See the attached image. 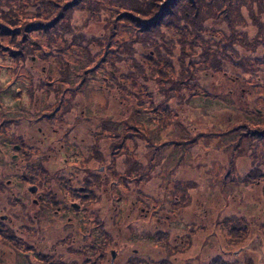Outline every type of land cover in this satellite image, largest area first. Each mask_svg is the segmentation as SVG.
Masks as SVG:
<instances>
[{"label":"rangeland","instance_id":"374dc122","mask_svg":"<svg viewBox=\"0 0 264 264\" xmlns=\"http://www.w3.org/2000/svg\"><path fill=\"white\" fill-rule=\"evenodd\" d=\"M83 15H85L84 12H75L73 14V19H70V29L75 35L73 36L72 42L71 36L67 35L66 41L69 42V44H75L79 41L85 42V40L89 38L93 48L99 47L101 49V55L106 56V53H109L106 52L108 49L107 46L109 45V42L111 40V35L114 33L115 19H113L114 21L112 19H102L100 21H93L91 19H81ZM259 20L261 21V24L256 21L259 24L258 25L257 23L252 24L251 19H245L246 24L248 26V36L246 37V41L232 43V46L234 47L236 52H238V59H232L236 60L237 65L242 67L243 71H240L242 77L247 79V81L257 82L260 86H264V15L260 16ZM239 24L242 25L241 21H239ZM102 33L105 35V40H102V38L104 37ZM117 34H119V40H116L114 42V45L119 44V41L127 42L130 44L131 36L133 35H131L128 31H124L123 26H121L119 33ZM256 34H261V38ZM226 35L222 36L221 33L218 32V36L214 37L216 41L220 43V45L216 46L212 42L213 45L211 47H213V49H215L216 47L222 48V46L227 42L225 39ZM58 41L59 40H57V43ZM208 43L211 45V42H209V40L204 44ZM204 47L206 48L207 45H205ZM133 49H136L134 45ZM195 49L196 47H194L193 45L186 46L184 47V54L186 56H189V54L194 52ZM124 50L128 51L127 49ZM133 51L134 50L131 51L132 54L128 51L131 58H134V56H136V54H133ZM224 51H229V49H226V47H224ZM79 53L80 50H77V48L75 49L73 46H71V48L66 50L61 47L59 53L52 52L48 55L50 56L52 54H60L63 56L64 60L73 61L76 56L80 55ZM119 54L121 56V58H119L120 60H115L112 54L110 58V63L114 65L116 61L115 66L117 67V62H121L122 58H125L124 60L126 61V64L130 62V57L127 56V53L124 52L122 48L119 50ZM177 54L178 52L175 50L173 56H176ZM37 58L38 57L35 56L34 60H26L22 62L19 61L22 66H20L17 70H12L6 66L9 64L17 65V63H9V61L0 60V63H2L0 65V101L2 102V105L0 106V125L9 124V119H11L14 122V124L12 125L19 126V128L23 129L26 132L25 125L27 124L28 118H35L40 114V112L44 115H47L46 113L50 111L53 112L52 110H55L57 108V106L59 105L57 95L62 90L64 92L60 93V95L62 96L61 98L63 99V104H69V109L66 114H71L69 116V119L71 120L69 123H67V130L73 129L72 132H74L75 129L80 128V125L77 122L79 119L78 115H80L81 112L82 116L84 115V117L96 116V119H98V122H96H101L104 125H109L108 121L118 120L119 122H121V126H123L122 132H124V127H126L127 129L131 128L128 126L131 120L125 121L129 120L125 117L128 115L131 117L132 114H134L133 111L137 110V107H139L136 105L137 101H134V104L131 103V107L125 108L124 104H121L120 97L115 99H107L103 94L101 95L98 92H87L93 89V87L99 86L101 84L100 81H98V84L94 83L98 77H94L92 80H89L87 83H85L83 86L86 88V90L81 92V88H78L80 84L79 79L77 77L72 78L69 82L57 80V65H50V62H47L48 64L41 63V61H39ZM184 58L185 63H187L186 57ZM121 65L124 64L120 63L118 64V67L120 68ZM170 65L171 72L170 74H167V76L169 79L172 80L173 78H176V75H174L175 72H177L176 61H172ZM259 65H261L260 68H258ZM185 66L188 65L185 64ZM41 68H46L51 71L52 73L48 72L46 77H49L51 75L54 80H52L53 82L51 90L50 92H47V94L43 93V90L45 88H43L42 91L40 90V81L38 78L39 75L43 76L45 73L40 72ZM257 69L261 70L263 73ZM255 70L259 72H256ZM123 71L124 70L119 72L121 73ZM117 73L118 71L115 74ZM129 74L130 73L128 72L125 77H127V75ZM203 75L204 74L196 67L194 70V77L200 80ZM204 78L209 81L205 76ZM215 78L217 79L218 76H215ZM216 79L214 81H211L214 87L217 89L222 87L223 85L221 83H217ZM231 79H234V77H231ZM15 81L17 82V84L14 83ZM227 84H230V80L227 82ZM119 85L122 86V84ZM237 85L239 87H243V84L239 81L237 82ZM54 89L59 90V93L56 92ZM238 90L240 89L238 88ZM216 92L218 91H215V93ZM16 93L20 94L18 95V99L15 96L13 97V95H15ZM259 95H261V97L258 96L261 99L259 100L261 103H254L252 101L250 107L247 108V114H245L242 109L239 110L238 108H236L235 111H232L228 109L227 106H223V104L218 102L217 99H203L202 97H200L193 98L191 100L190 105L184 103L183 111H181V114L178 112L179 122L184 125L194 126L196 132L198 133H210L212 135L207 138L198 137V144L196 145V147L192 148L190 152L186 151L189 149L190 146H185V153H178V155L177 153H173L169 155V158H171V160L165 161V163H168V167L166 168V170L170 169L171 163L174 166L172 159L177 160L178 157L183 154L181 159L179 160V170L182 173L181 175H178L180 172H177V175H172V173L164 174V169L160 170L158 168H155L153 170L154 175H148L147 179H145L149 180L148 183H145L143 185L142 181L140 184L135 186V188L134 186L131 187V184H129L128 189L141 188L148 195H165L164 199L168 205L178 194L175 188V183L177 181L180 182L182 185H185L190 179H192L193 182H196L198 184V188L194 189L185 187L184 194L185 197H189V201L186 204L184 197V208L182 210H177L179 212H177L176 210H171L172 213L176 215L169 219L172 220L174 218L175 221L171 224V227L169 228L171 232L170 239L175 238L176 240L174 244L178 243V239H181V237H183V235H187V233L190 234L188 236L189 238L187 239V241L193 242L191 246L189 244H186L183 247V253L181 254L183 255V259L195 258V256L200 253L202 259L205 261V264H207V256L205 252L212 251L210 250L212 246L211 240L209 246H207L209 240L204 239V235H199L198 238L197 234H194L189 226L190 224L196 221L195 215L196 210H198V206L203 205L205 212L208 216L213 213L215 207L220 209L225 203L226 208L229 207V209L238 213L239 211H237V209H239V206L240 208L247 207L252 210L255 209V206L252 202L253 200H256L260 197L259 193L261 192L260 186L255 185L258 180L250 179L246 181L247 179H244L246 181L245 182L243 180L240 181V179L243 177L242 175H264V159L261 160V158L259 157L257 160H252L253 149L258 153H264V147H262L261 138L255 140L257 136L254 137L251 135V133L253 132L261 133L264 131L261 130L264 127V95ZM72 96L73 99L71 98ZM65 111L66 110L63 107H61V109H58V113L55 114L57 115V117L55 118H58L59 116L63 115L65 116ZM137 111L140 113L139 109ZM143 112L144 111L141 110V119L144 120L143 116H151ZM240 117V123H243L245 125L238 127L236 126L237 124L233 125L235 121H239L238 119ZM153 118H157V116ZM82 120L85 122L84 119ZM47 121L48 119H45L42 123L40 121L36 125V128L40 127L43 131H47V125H50L54 127L53 129H55V126H57V124L52 125V122ZM84 122L81 125L85 126V129H79L77 135L85 139L86 145L98 142V139L94 134L93 129H100V124H86V122ZM151 124L158 125V123L156 122H151ZM12 125H9V127L13 128ZM154 125L152 127H155ZM169 127L165 130H160L162 132V134L160 135L161 139H167V135L169 134L181 138L179 136L181 133L178 132L177 128L169 130ZM30 128H33L34 133V126H28L27 131H30ZM83 130L84 132L81 133V131ZM228 133L231 135H229ZM244 134H247L248 137L244 138ZM45 137H47L46 145H44L42 149H44L46 153L47 148L51 145H55L56 148L59 149V144L61 142H59V144L55 143L53 140L48 142V140L53 138V136H48L47 133H45ZM85 141L83 144H79V142L69 143L73 150L69 148L67 154H65V152H61V154L55 160L57 161V163L54 166L55 169H53L54 173H57L58 169L61 167V164L64 161H75L85 165V171L82 172L78 170V175H89L91 173H95L96 170L93 168H99L102 165L105 168V175H111V171L113 169H119V174H128L126 168H128V166L131 164L130 158L122 156L120 154L112 156L111 152L114 151L113 149L110 150L111 152L109 151L110 156L105 157L101 162H95L93 160H88V162H86L87 159H85L84 157L76 158L68 156L72 153V151H76L80 155L86 153V151L84 150ZM100 141L104 142L107 145L109 144L106 139L101 138ZM250 144H259V146L261 147L252 148ZM224 146H226V148H224ZM170 148L171 146L169 145L162 147L161 152L163 153V155ZM106 149H108V146H101L102 153ZM159 150L160 149H155L153 153L154 161L160 159L158 158ZM109 158H111V160L108 161ZM212 159H214V161L210 165L208 162H210ZM124 162L125 165L123 164ZM195 163L200 164L199 167H195ZM254 164L255 167H258L255 168ZM191 166L193 169L195 168L197 170L198 175H196L194 171L192 172L189 170V167ZM107 167H109V170H107ZM90 169H93V171L89 172ZM228 172L230 175H228ZM234 179H236L235 181H239V185L237 187L232 183ZM113 181H118V179H113L111 177L108 179L107 182L103 183V187L101 188L102 191L100 190L101 193H98L97 195L99 200L96 199L93 202V206H95L96 203H98V205H102L101 209L98 211L101 218L104 219L102 229L104 228L107 233L112 237V240L110 241L109 245H107L104 249H106V251H108V249H113L119 254L118 258L121 260H124L125 257L131 256L133 254V251H138V255L144 256L147 254V248L143 245H140V241L144 240L147 236L152 237L147 232L150 229H154V226L156 225L155 223L152 224L154 219H150V222L146 221L147 223H142V221L134 223L133 220L136 219L135 216H138V214H140V220H144L146 213H144V209L143 211L138 212L140 210L139 204H136V209L133 208L132 203L136 196L134 190H130L129 193H126L128 189L121 190V188L119 189L118 186H115L114 188V184H112ZM110 185H112L111 189ZM250 188H253V191L249 190ZM168 192L170 193L169 196ZM120 193H124L122 195L123 198L120 202H117L116 200L117 197L120 196ZM226 193H230V197L224 199ZM213 204L218 205L213 206ZM92 213L91 215H89L87 223L86 220H76V218H74V215L71 214V217L74 218L72 222H74L75 228L80 229L82 232H85L88 236H95V234L98 233L97 231L100 229L99 227L97 228L96 220L98 219V217H96L95 215L96 210ZM230 213L232 212L230 211ZM44 217H53L52 212L46 214ZM67 217L68 215L66 216V218ZM93 217H95L96 219H94ZM48 221L49 222L45 221V219L43 218L41 222L40 230L43 229V236L40 235L39 237L41 244L39 243L38 247L40 248H34L32 245L26 243V240H22L23 243L19 245L20 247H17L18 251L25 250L29 252L33 250L36 252L40 249L41 252H44L41 248H45L46 246L51 245L52 240H56V238H59L62 233L57 231V220L48 219ZM66 221L67 219L63 217L62 224H66ZM116 221L117 223L115 224ZM163 230H165V228ZM144 233H146V235H143ZM199 239L201 241L197 244L195 241H198ZM42 242L44 243L45 247H43ZM54 245H57V243H54ZM228 246V249L232 252L231 255H234V252L236 253L239 251L241 247V242H239L238 240L231 242L229 241ZM55 250V253H59L58 255L60 257L56 256L58 257V259H67L73 255L71 253L66 252L65 249L60 245H58ZM44 254L45 253H42L40 255ZM153 254H159V252L155 251L153 252ZM122 255H124L125 257ZM181 255H179V257H181ZM0 256L1 259L6 261L7 264H31L32 262L31 257L27 258V256L23 257L17 254L16 252H14L11 246L7 244V242H2L1 239ZM27 259H29V261L31 262L27 261ZM108 259L109 258L106 257L101 262V264H109L110 260L108 261Z\"/></svg>","mask_w":264,"mask_h":264},{"label":"trees","instance_id":"16d2710c","mask_svg":"<svg viewBox=\"0 0 264 264\" xmlns=\"http://www.w3.org/2000/svg\"><path fill=\"white\" fill-rule=\"evenodd\" d=\"M75 12H84L85 15L81 19L93 21L115 19V21L113 20L114 33L107 46L106 52L109 53H106V56L101 55L99 47L94 46L96 48H93L89 38L85 42L79 41L75 44H69L66 41L67 35L71 36V42L75 35L70 29V19H73ZM262 15H264V0H0V60L17 63V65H6L12 70H17L22 66L20 62L37 56L38 60L50 62V65H57V80L69 82L72 78L77 77L80 84L78 88H81V92L86 90L83 86L85 83L98 77L94 83L98 84V81L101 84L104 83L103 86H100H102L103 92L108 94L107 97H109V93L115 95L114 99L120 97L121 104H124L125 108L131 107V103L134 104V101H137L136 105L139 106L137 110L139 109L140 113L141 110L145 114L152 113L151 116H143V120L141 114L134 110V116L137 118L135 127L133 130L125 128L124 132H120V127L116 125L115 121H108L111 125L107 130L112 136L111 150L118 148L121 154L130 157L132 151L135 153L138 150L147 149L150 152L155 147L156 149L162 148L163 145H157L161 141L159 131L171 126L169 130L177 128L181 133L179 135L181 138L178 137L179 141L172 146V154L174 152L185 153L198 144V137L207 138L212 134L198 133L194 126L179 122L178 112L181 114L184 103L190 105L193 98L200 97L217 99L228 109L232 111H235L236 108L242 109L245 114H247V108L250 107L252 101L261 103L259 94L264 95V86H260L257 82L247 81L241 76L242 67L232 59H238V52L232 43L246 41L248 26L245 19H251L252 24H256V21L261 22L259 19ZM239 21L242 25L239 24ZM121 26L124 27V31L133 35L131 42L129 44L119 41V44L114 45V42L119 40L117 33ZM218 32L222 36L228 34L225 37L227 42L222 48L213 49L212 42L216 46L220 45L214 37L218 36ZM256 35L261 38V34ZM104 38L105 35L102 40ZM57 40H59L58 43ZM208 40L211 45L204 44ZM133 45L136 49H133ZM190 45L196 49L186 56L184 47ZM205 45H207L206 48ZM71 46L80 50V55L76 56L73 61L64 60L60 54L48 55L52 52L59 53L61 47L66 50ZM123 47L131 54V51L134 50L133 54L136 56L131 58ZM224 47L229 51H224ZM121 48L130 57V64H126L125 58H122L121 62H117L116 67V61L113 65L110 63V58L113 54L115 60H120L119 50ZM175 50L178 54L173 56ZM183 56L186 57L187 63ZM172 61H176L177 72L174 74L176 78L171 80L167 74L171 72L170 63ZM120 63L124 65L119 68L118 64ZM196 67L204 74L200 80L194 77ZM260 67L261 65L258 66V68ZM122 70L124 71L120 73L119 71ZM257 70L255 71H261ZM117 71L118 73L115 74ZM48 72L52 73L46 69L44 75H39L38 78L40 90L45 88L43 93L46 94L50 92L54 81L51 75L46 77ZM128 72L130 74L125 77ZM215 76L218 78L216 79ZM215 79L217 83L223 85L217 88L219 90L212 84L211 80ZM229 80L230 84L228 85ZM238 81L243 84V87L237 85ZM14 83L17 84L16 81ZM54 90L59 93V90ZM91 90L87 92H91ZM215 91L218 92L215 93ZM63 92L61 90L60 93ZM60 93L57 95L59 103L57 108L63 107L66 114L69 104H63ZM71 98L73 99V96ZM152 116H157V118ZM147 120H150V124L156 121L158 128L153 130L151 126L144 127ZM238 120L233 125L237 124V127L245 125L240 123L241 117ZM137 125L141 127L138 128ZM263 128L261 130H264ZM251 135L257 136L255 140L261 138V144L264 147V131L253 132ZM246 137H248L247 134H244V138ZM189 144L191 146L188 150L180 149V145L187 146ZM250 146L252 148L261 147L259 144H250ZM100 147V144L95 147L98 154H100ZM252 153V160H257L259 157L261 160L264 159V153H258L254 149ZM143 155L140 154V159ZM162 157L158 155V158H161L158 160H162ZM165 159L169 160L166 157ZM29 170L33 172V168H29ZM141 170L145 172L142 161L138 164V170L132 168L129 171ZM145 177L146 175L142 178ZM176 185L184 188L194 186L192 179L185 185L179 183ZM40 235L43 236L42 232ZM0 236L4 239H1L2 242H7L14 252L18 253L17 247L20 246L16 239L10 240L3 234ZM72 246L73 244L65 251L73 255L67 259H54V264H101L98 260L101 255L95 257L99 253L96 248H93L94 252L88 251L91 250V247L75 252L74 246ZM48 249L49 247L42 248L44 252L40 251L39 253L38 258L42 264H52L49 262L51 257L46 255ZM41 253L46 254L40 255ZM75 253L85 254L86 257L78 260ZM101 260L103 261L102 256ZM3 263L7 264L0 256V264Z\"/></svg>","mask_w":264,"mask_h":264},{"label":"flooded vegetation","instance_id":"af4514ba","mask_svg":"<svg viewBox=\"0 0 264 264\" xmlns=\"http://www.w3.org/2000/svg\"><path fill=\"white\" fill-rule=\"evenodd\" d=\"M51 118L54 119L55 114H51ZM45 119L51 121L42 113L35 118H31L25 125L26 132L19 126L12 125L14 122L11 119H9V124H4L6 126L0 125V235L5 232L8 239L15 236L19 245L23 243L22 240H26V243L37 248L39 243H41L39 237L43 212L53 209L50 212L53 213L54 218L59 215L58 221L60 224H62L63 217L67 219V223L62 225L60 239L64 242L73 239L76 245L81 247L83 241H86L87 234L75 228V224L72 222L73 219L86 220L87 223L89 215L96 210L95 215L98 217L96 220L97 228H100V231L98 230L97 232H101L103 230V222L98 211L102 205L96 203L93 206L92 197L96 194V199L99 200L97 195L101 193L100 190L102 191L103 183L107 182L111 177L116 178L118 175H113V173L105 175V172L101 170L91 173L92 175H78L77 173L76 175H70V178L68 176L69 187L67 182H65L67 175H41L39 172L24 175V165L29 159L26 154L31 153L32 160H39L40 145L46 142L47 139L45 133L48 136H53L48 142L51 140L58 144L61 142L59 144L60 149L64 148L69 139H74V141L82 144L85 141L83 137H78L77 134L71 137L69 130H67L68 124H60L55 126V129H53V126L47 125V131H43L40 127L36 128V125L40 121L42 123ZM64 120H69V117ZM9 125H12L13 128H10ZM28 126H34V133L33 128L27 131ZM80 128L82 129L83 126ZM33 145L35 148L27 150L26 147ZM51 150L48 153V169L53 167L55 153L57 152L53 147ZM84 150L86 153L80 155L81 157L87 156V145H85ZM81 171L84 172L85 170ZM29 186L34 187L33 194L28 191ZM260 191L262 193L264 189H260ZM263 200L264 198L262 197L253 200L252 203L255 209L240 208V213L229 210L225 205L224 209L212 218H208L204 212L201 213L200 206H198L199 209L196 210V221L193 222V226L196 229L195 234H197L198 238L199 234L204 233L208 228L207 240L209 241L207 246H209L211 240L212 246L210 250L212 251L205 252L207 264H264ZM74 203L78 204V208H74ZM138 204L140 205L138 212L144 209L146 216L144 220H140V214H138L133 222L142 221V223H147L153 218L152 224H156L159 219L156 216L154 206H148L147 203L141 200H137ZM132 206L136 209V203ZM71 214L74 215V218L71 217ZM67 215L68 217L66 218ZM228 216H231L230 220H226ZM234 217L239 218L236 219L239 227L234 222ZM93 218L96 219L95 217ZM99 219L100 222H98ZM221 219H224V221L222 222ZM204 223H207L206 226L203 225ZM147 233L151 235V229ZM143 235H146V233ZM232 238L241 242L239 251L234 252V255H231L232 252L228 249L229 241ZM199 242L200 239L197 244ZM141 244L142 242H140ZM118 257L119 254L117 253L114 264H153L150 260L151 257L143 259L138 255V251H133V254L129 257L124 256V260ZM193 264H205L200 253L193 259Z\"/></svg>","mask_w":264,"mask_h":264}]
</instances>
